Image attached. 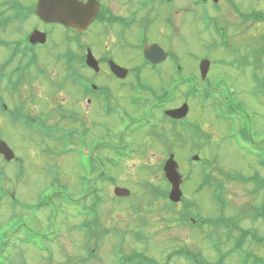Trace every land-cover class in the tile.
Returning a JSON list of instances; mask_svg holds the SVG:
<instances>
[{"label":"rangeland","instance_id":"rangeland-1","mask_svg":"<svg viewBox=\"0 0 264 264\" xmlns=\"http://www.w3.org/2000/svg\"><path fill=\"white\" fill-rule=\"evenodd\" d=\"M193 1L177 0L176 2L180 29L178 39L173 44L166 37L162 38L159 33L155 32V35L157 37L158 34L157 38L163 41L168 40L163 46L176 51L178 62L185 73H197L199 61L206 59L212 65L209 77L212 81L216 80V83H225L234 92L237 107L243 111L238 108L236 110L247 115L250 120L252 119L254 132L260 140L264 138V90L262 87L264 83V25L251 27V20L246 18L252 14V10L258 9L259 13H263L264 1L257 4L258 0H224L219 7L212 5L194 7ZM34 2L35 0H22L21 7L32 6ZM112 2V7L121 11L120 14L124 16H129L134 9V6L128 5L126 0H113ZM162 13V10L159 13L156 12L155 16L162 15ZM205 13L216 16L225 25L221 28L230 34L232 32L237 38L231 40V48L224 46V40L222 44H219L220 41L214 42L213 36L204 33L199 18ZM239 13H242L244 25L238 21L237 14ZM21 17L23 20H17L24 25H33L36 21L35 17L32 19ZM163 24L164 22L158 19L154 21L153 29L162 27ZM48 29L52 30L48 47L39 53L42 55L41 67L49 74L45 78L37 79L30 76L26 80L23 87L24 98L28 103L26 107L34 115H49L47 121L54 126L63 127L78 134L83 128L80 125L85 124L87 128H90L89 137L92 140H106L103 130H98L96 133L92 130L94 119L89 115L86 118L80 117L82 108L86 110L88 106L86 102H82L81 106L76 103L82 100V95L76 87L69 84H73V81L69 78L70 72L65 62L66 53L69 51L78 53L76 47L74 45L64 46L61 43L65 34L61 28L48 27ZM161 30L164 31V28L162 27ZM113 31L118 32L116 28ZM164 35L166 36V33ZM242 36L244 38L240 39ZM249 36L254 46H250ZM86 39L94 45L93 51L97 57L103 58L107 55L112 57L117 64L134 69L135 74L131 77L132 83L136 81L146 83L156 94L165 86L160 82L159 77L150 75V68L144 66L140 55L138 59L136 54L138 39L134 34L107 38L95 33L87 35ZM247 50L248 56L245 55ZM4 61L2 55L0 65ZM160 70L164 71L163 77L172 76L167 64L163 65ZM84 73L90 74L87 71ZM49 75L55 83L50 81ZM255 76L256 84L253 82ZM100 80L104 86L108 87L116 82L106 77ZM57 82L60 87H63L62 90L56 88ZM199 88L203 86L199 85ZM185 93V88L179 89L178 106L183 103L189 104V120L195 126H199L202 131L210 134L206 140H203L204 147L200 152L196 151L193 143L187 141L172 149L178 162L180 175L185 180L190 176V179L186 180L183 185L185 200L193 204L192 214L199 215L201 220L219 215L218 204L210 191L206 190L202 194L195 193L196 187L201 182L204 167L203 163H195L188 159L192 154H197L202 162L208 161L209 164L213 162L215 169L212 175L225 181L224 191L229 206L227 214L235 217L238 225L241 224L240 220L248 219L243 222V229L237 230V233L240 236L243 230H246L243 239L246 244H249L254 229H260L261 234L264 235L262 224L264 221L257 216L254 218L261 195H255L253 191L251 193L252 185L244 188L236 177H263L264 165L260 163L263 157H256L254 154H247L245 150H240L235 142L241 139L240 135L226 139L225 135L230 127L220 118L215 117L218 114L217 110L212 108L215 101L203 102L192 99L187 103ZM5 94L3 89L0 97L5 100L10 110L20 106L17 98H12L11 95L5 96ZM64 97H69L70 100L65 104L60 103ZM56 100L62 105V109L55 110L57 104H54V101ZM72 116L75 117L74 121H66ZM235 119H240L238 113L235 114ZM9 123V120L4 118V113L0 111L1 137L19 161L5 164L3 160H0V168L6 172L1 179L3 193L7 194L0 202V263L119 264L118 255L123 257L134 251L144 254L159 264H188L183 258L175 255L183 251H186L185 254L188 252L203 258L206 264L217 262L216 253L211 250L210 243L205 238L206 234L213 233V229L203 227V231H208L203 234L191 225H187L180 219L185 210L183 204H177L173 210L168 209L166 201L157 200L151 195L149 189L144 188L145 183L165 188V184L160 180L161 172L158 167L164 158L163 153L166 152V148L152 138L151 134L146 133L151 143L137 147L136 154L122 163L121 167L110 169V174L116 180L115 184L96 183V186L102 188L101 191H103L98 211L101 230L108 231L104 232V237H100L99 234L102 232L98 228H93L94 237L90 239L89 232L84 231L83 224L86 219L78 216L80 208L77 207L82 206L84 201L87 206H90L94 199L91 196L84 198V189L81 190V187L85 173L80 168L76 155L67 152L63 154L70 145L85 146L90 138L81 142L78 137L67 134L62 145H59L54 138L47 140L39 132H29ZM249 139L251 140V135ZM101 143H106V141ZM262 145L264 146V142ZM115 187L130 190L131 197L117 199L114 195ZM52 189L55 193L59 192L69 197L72 196L74 199H81L80 205L76 207L56 197L53 200V207L50 210L42 208L39 216L33 215L26 209L27 206L35 205L37 201L42 202V196L47 192L53 193ZM10 197H15L22 204L14 207ZM54 209L56 213L52 217L51 213ZM200 219L196 220L200 221ZM20 223H24L22 230L26 225L29 229L43 234L51 228H56L60 237L41 242L42 249L36 245L27 246L22 240L24 235L18 232ZM52 223L53 225H50ZM111 231L112 234H110ZM134 232L139 233L141 241L136 242L133 239ZM232 234L235 235V232ZM49 236L51 237L52 233ZM215 238L220 239L222 246L218 244L219 250L226 254V262L223 264H238L237 257L230 250L231 245L225 242L223 232L218 231ZM86 243L94 252L93 259L87 260L90 253L84 249ZM254 247L251 251L264 257V246L257 251ZM49 250L54 251L52 258H49ZM171 255L172 259L166 261Z\"/></svg>","mask_w":264,"mask_h":264},{"label":"flooded vegetation","instance_id":"flooded-vegetation-1","mask_svg":"<svg viewBox=\"0 0 264 264\" xmlns=\"http://www.w3.org/2000/svg\"><path fill=\"white\" fill-rule=\"evenodd\" d=\"M80 1L84 4L90 5L99 3L98 15L87 30L79 33L75 30L66 29L59 25L52 28L59 27L61 30H64L65 34L61 43L64 46L74 45L78 51V53H71L70 51L66 53L65 62L68 65V72H70L69 78L73 81V84H69L76 87L82 95V100L77 101L76 103L81 106L82 102H86V105L88 106V109L86 110L85 108H82L83 110L81 111L80 117L86 118V116L89 115L92 119H94L95 121L91 126L92 130H94L95 133L98 132V130H103L106 135V140H92L89 137L90 128H87L85 124L80 125L83 128L80 129L78 134H75L72 130L65 129L63 127L54 126L47 121L49 115H34L28 110V107H26V104H28L26 102L21 106L18 105L16 108H13L11 113L16 117L21 118L20 122L28 121L30 123V127L24 129L29 132H39L47 138L45 131H48L49 133V129L51 128V134L53 135L55 141L59 140L57 141L59 145H62L64 141L63 137L66 133H73L74 136L81 140V142H85L89 137V143H86L85 146L80 148V152L82 151V153L79 152L77 159L81 160V166H84V164H88L89 162L93 164L91 169L92 175L89 176V178L93 180L94 177H97L98 175L99 163H102L106 167H110L112 165L121 167L122 163L127 160L126 157L128 156V151L133 152V157V155L137 152V147L151 143L150 138L146 136L147 132L151 134L152 138L156 139L166 148V152L163 153L164 158L159 164L165 165L168 158L174 154L172 149L176 145L180 144V136L184 138L190 136V128L187 126V123L193 124L189 120L190 113L182 120H176L167 115L168 112L176 111L184 105L183 103L178 106L179 101L177 100L179 98V84L186 81V79L187 81H190L188 82L189 89L186 91L184 96L187 103L193 99L195 89L204 93L209 91V89L216 84V80L212 81L209 77L210 72L205 79L202 78L199 71L197 73L190 74L189 78L185 77L186 79H180V67L176 51L172 50V48H165L163 44H165L168 40L163 41L162 39L157 38L159 37L158 34L157 37L155 35V32L159 33L162 38L166 37V39H169L172 44L178 39L180 22L176 13L177 0H126L128 5L134 6V9L130 12L129 16H124L123 14H120L121 11L115 10L112 7L113 0ZM222 1L224 0H219L218 3H214L213 0H208L207 2L194 0L192 4L194 7L201 5L217 6L220 5ZM263 1L264 0H258L257 4H260ZM2 3L3 1H0V60L2 61L3 55L5 61L0 65V92L4 89L6 93L5 96H8L6 91L9 90L5 87V84L8 81L14 84L16 80L21 79L23 82V89L24 84H26V80H28L30 76L41 79L45 78L49 74L45 72L43 67H41L42 63L40 62V59L42 58V55L39 51L48 47L52 30H49V26L38 19H36L33 25H24L17 20L18 16L14 14L9 16L6 23H3L4 15ZM161 10L163 11L162 15L159 14L158 16H155V13H159ZM255 12H258V9L251 11L252 14ZM237 16L239 17L238 21L244 25L242 13L237 14ZM158 19L164 22L162 25L164 31L161 30V26L157 29H153V23ZM199 20L204 33H209V36H213L214 42L216 39H219V44H222V41L224 40V46L226 48H231V40H235L237 38L233 36L232 32L230 34L228 31H224V29L221 28L225 26L222 21L218 20L216 16L209 14H203V16H200ZM256 25L261 24L250 23L251 27ZM114 28H116L118 32L113 31ZM35 30L46 33V45L31 43L30 37ZM163 32L166 33V36ZM95 33L99 36H105L107 38L110 36H127L134 34V36L138 39V44L136 45V54L138 59L140 55L144 66L150 68V75L159 77L160 82L165 86H163L159 93L156 94L146 83H140L139 81H136L135 83L131 82V77L135 74L134 69L117 64L112 57L107 55L103 58L97 57L93 51L94 45L86 39L87 35ZM238 34L241 36L240 32H238ZM241 38H244V36L240 37V39ZM153 45L160 47L163 49L164 53L167 54L164 61L157 65L150 63L143 55L144 47H150ZM250 46H254L252 39ZM89 53L92 54L97 62V64H95V68L89 67L87 64V56ZM245 55H249L248 50L245 51ZM35 59L36 62L33 64V60ZM113 63L122 69L128 70V72H121L119 76L116 75L112 70V67H114L112 66ZM166 64L170 67L172 72V76L170 78L167 75L163 77L164 75H162V73H164V71L160 70V68ZM84 71L90 72V74L86 75ZM105 77L108 80L116 82L113 83L114 85H109V87L104 86L100 79ZM49 79L55 83V80L50 78V75ZM223 84L226 85L225 83ZM55 85L56 88L62 90L63 87L59 86V82ZM199 85L203 86V88H199ZM191 88L193 93L190 94V97H188L187 94ZM11 97L16 98V96L13 95H11ZM2 100L3 99L0 97V111H2ZM69 100V97H64L60 103L65 104ZM60 103H57V100L54 101V104H57L55 110L63 108ZM219 107L224 112L229 111L232 107H237L235 95H222V97H220ZM5 110H7L6 107ZM234 111H237L236 108ZM68 120L74 121L75 117L72 116L67 118L66 121ZM224 122L229 124L227 121ZM241 122L242 120H237L236 123V125H239L236 128L237 135L241 136V139L236 141L238 147H241L242 143L248 140L250 135L253 136L252 133H247L248 130L253 129V125L251 124L250 127H245V125ZM15 127L21 129L20 125H15ZM204 129L206 128L204 127ZM233 129V127H230L227 130L225 135L226 139L232 136L230 131ZM207 134V132L200 129L195 140H189V143H193V146L196 149H201L204 147L203 137ZM47 140L49 139L47 138ZM0 141H2L1 129ZM103 141H106V143H101ZM263 142L264 138L260 140L257 139L254 143L264 148L262 145ZM1 159L2 157H0V160ZM1 172L2 169L0 168V174ZM263 177L260 176L261 179H264ZM251 185V193L253 191L255 195L260 194L261 199L264 198V189H257L254 183ZM247 186L248 185H243L244 188ZM245 220L248 219L246 218L239 222L241 223L239 225L237 221L232 223L233 231L228 233L225 232L226 241L235 239H238L239 241L244 240V231L246 230H243V233L240 236L237 233V230L243 229L242 224ZM262 224L264 225V223ZM232 232H235V235L232 234ZM251 236H256L258 239H264V235L261 234V230L258 228L252 231ZM243 246L245 248L244 251L236 255L238 264L242 263V259H251L256 260V262H260L258 258H263V256L254 254L252 249L255 246L254 248L256 251L260 250L264 246V242L261 243L260 246H257L251 239L249 244L244 242ZM232 254L235 255V253Z\"/></svg>","mask_w":264,"mask_h":264},{"label":"water","instance_id":"water-1","mask_svg":"<svg viewBox=\"0 0 264 264\" xmlns=\"http://www.w3.org/2000/svg\"><path fill=\"white\" fill-rule=\"evenodd\" d=\"M213 1L217 2L218 0ZM98 9L99 8L96 5L83 4L79 0H39L36 13L40 17V19H42L46 23L61 24L66 26L67 28H73L79 32H82L92 24L98 14ZM33 39L35 41L41 42L46 41L45 35L41 33H35ZM144 54L147 60L154 64L163 61L167 55L160 47L156 45L146 47L144 49ZM92 59V56H89L90 62L92 61ZM209 66L210 63L208 61H204L201 64V72L203 77L207 75ZM113 71L118 75H120L121 72H124L117 66H114ZM125 72L127 71L125 70ZM187 112L188 108L187 106H184L177 111L171 112L170 115L175 118L181 119L182 117H185L187 115ZM0 148V153H2L7 160L13 159V153L5 144H2ZM165 172L167 179L173 187L170 199L173 202H179L182 197V193L180 191L181 178L177 172L176 162L170 159L165 168ZM115 195L119 198L129 197L130 192L126 189L116 188Z\"/></svg>","mask_w":264,"mask_h":264},{"label":"trees","instance_id":"trees-1","mask_svg":"<svg viewBox=\"0 0 264 264\" xmlns=\"http://www.w3.org/2000/svg\"><path fill=\"white\" fill-rule=\"evenodd\" d=\"M258 18V17H257ZM259 21H261L259 19ZM151 193H154L152 189H150ZM159 192L160 194L157 196V197H161V198H164L166 199V196H167V192H163V194L160 192V191H157ZM58 196H56L57 198H60L64 201H66L67 203L69 202V200H71L72 198H67L66 196L62 195V193H59V194H56ZM43 199V203H46L44 204V206H48V207H53L51 205V201L54 200V197L53 195L49 194L47 195V193L42 197ZM93 202L92 204L88 207V209L90 210L91 214H95L93 218L87 220V223H86V227L87 229L88 228H91V226H99L100 224V220H99V217H98V208L102 202V199L101 197H96V198H93ZM217 203L219 202V199L217 198L216 199ZM43 206V205H42ZM186 221V219H185ZM188 221V220H187ZM89 233H91V231H89ZM92 235V233H91ZM137 255H128V256H125V258L123 259L125 264H156V262L154 260H151L150 258L144 256V254L142 253H136Z\"/></svg>","mask_w":264,"mask_h":264}]
</instances>
